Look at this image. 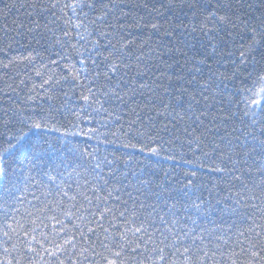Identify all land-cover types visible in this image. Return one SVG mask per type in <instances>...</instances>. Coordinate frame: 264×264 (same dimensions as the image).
I'll list each match as a JSON object with an SVG mask.
<instances>
[{"label":"snow or ice","instance_id":"1","mask_svg":"<svg viewBox=\"0 0 264 264\" xmlns=\"http://www.w3.org/2000/svg\"><path fill=\"white\" fill-rule=\"evenodd\" d=\"M14 9L0 264H264V0H8L0 14ZM177 158L179 180L162 165Z\"/></svg>","mask_w":264,"mask_h":264},{"label":"trees","instance_id":"2","mask_svg":"<svg viewBox=\"0 0 264 264\" xmlns=\"http://www.w3.org/2000/svg\"><path fill=\"white\" fill-rule=\"evenodd\" d=\"M8 0H0V9H3L5 3H7ZM130 3L134 2V0H129ZM245 3L251 2L253 4H257L259 2V0H244ZM18 3H23V0H18ZM258 14V13H257ZM14 17H23V12H19L17 13L16 10L14 9L11 13H8L7 16H5L4 14H0V28H2L5 24H12L13 18ZM190 17L188 16H184L183 20L184 23L187 24L189 21ZM197 36V40H193L192 36L187 37L188 40H191L192 43H194L196 45L195 51L203 54L204 53V49L200 47V44L203 43V38L199 36V34H194ZM165 40H167V38H165ZM20 51H23V49H14L10 54L11 55H17L19 54ZM209 55H211L209 53ZM175 59L174 60H169V63H172L174 65V67L170 70L169 74H171V72H178L179 71V67L175 66V60H182V56L180 55V53H175L174 54ZM5 57L0 54V59H4ZM165 59H168L167 57ZM218 58L213 57L212 59L209 60V63L213 64V66L215 68H217L219 71L224 72V71H228L231 69V64L229 63L228 59H224L223 62L221 63H217L216 60ZM207 69H205L206 71ZM155 76H159L160 73L159 72H155L154 73ZM154 78V76H153ZM161 81H163L164 83H167V81H164V78L161 77ZM23 95V93L21 94ZM7 101L8 103H13L19 102V98L18 97H13V99L11 101L8 100V97H3L2 99H0V106H4V102ZM37 103H39V101H37ZM214 111V109H213ZM53 136L59 135L57 133H52ZM165 137L167 138V133H165ZM84 137H76L74 139H72V143L76 144H84ZM89 143H94V142H89ZM101 151L103 152V147H101ZM63 155V153H61V156ZM138 155V159H140L141 161H143L144 163H148L149 161L147 160V158L143 155L137 154ZM156 160L155 157L152 158V162L154 163ZM53 163H58V160L55 156V154L53 155ZM163 168L167 171H170L172 173V176L175 179H182L181 177V171L183 169H186L188 166L186 164H183V162L177 158L176 161H163L162 162ZM141 167H143V164H141ZM55 175V173H53ZM201 175L205 177V179H208V173L206 170L201 172ZM64 178L67 179V172H64ZM60 177L57 176V181H59ZM205 197L207 198V192L204 193Z\"/></svg>","mask_w":264,"mask_h":264}]
</instances>
